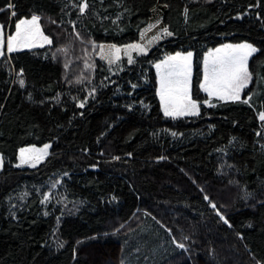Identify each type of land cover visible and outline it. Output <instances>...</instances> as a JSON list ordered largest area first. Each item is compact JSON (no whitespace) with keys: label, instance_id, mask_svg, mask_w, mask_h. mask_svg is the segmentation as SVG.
<instances>
[{"label":"trees","instance_id":"1","mask_svg":"<svg viewBox=\"0 0 264 264\" xmlns=\"http://www.w3.org/2000/svg\"><path fill=\"white\" fill-rule=\"evenodd\" d=\"M32 15L51 43L25 26L9 52ZM0 25V264H264V0H0ZM241 41L249 83L210 97L206 53ZM176 51L196 115L162 109Z\"/></svg>","mask_w":264,"mask_h":264},{"label":"snow or ice","instance_id":"2","mask_svg":"<svg viewBox=\"0 0 264 264\" xmlns=\"http://www.w3.org/2000/svg\"><path fill=\"white\" fill-rule=\"evenodd\" d=\"M87 5L81 6V12ZM12 7V5H9ZM13 15L15 13L13 12ZM39 17L32 15L31 19H20L16 24V34L8 37V51H15V44L25 40V35L28 29L25 26H34L35 31L30 35H40L47 43H51L47 36H43L39 29ZM165 34L171 35L165 28L163 29ZM25 46L30 47V43H26ZM115 48V45L111 46ZM103 49V46H101ZM126 49L137 50L143 52L145 49L139 44H130L126 46ZM118 52L119 49H116ZM257 52V49L249 43H240L236 45L226 44L221 48H217L214 52H209L205 58V83L201 85L209 95H219L221 99L239 100L240 90L244 88L247 82L251 79V74L248 69V58ZM2 54V53H0ZM192 53L189 52L184 56L177 53L175 56L167 57L163 62L166 68V75L161 79V89L159 92L161 103L165 116L177 117L185 114H198L197 104L191 100L188 95L187 79L190 74V61ZM118 58V57H117ZM111 62V61H110ZM129 63H132V57L129 55ZM161 65H157L160 68ZM172 77H183L182 80H177V87L172 88ZM23 83V81H21ZM247 103L248 101H244ZM83 107V103L80 105ZM260 119L264 121V113L260 114ZM175 135V133L173 134ZM45 150L48 145H45ZM30 151L29 149H20L21 163H26L24 159V153ZM46 154V151L45 153ZM118 159V158H117ZM163 159V157H161ZM39 162V158L37 159ZM205 199H208L206 196ZM215 208V204L212 205ZM221 219H224L221 216ZM227 223V221L225 220ZM184 247L183 244L179 245Z\"/></svg>","mask_w":264,"mask_h":264},{"label":"rangeland","instance_id":"3","mask_svg":"<svg viewBox=\"0 0 264 264\" xmlns=\"http://www.w3.org/2000/svg\"><path fill=\"white\" fill-rule=\"evenodd\" d=\"M4 42H5V36H4V33H3V29H2V27L0 25V53H2V51H3ZM240 43H249V44L253 45L252 43H250L248 41H241V42H235V43L227 42V43L218 45L217 47L209 50L206 53L205 58L209 54V52H214L215 49L221 48L223 45H226V44L236 45V44H240ZM189 52L192 53V51H185V52L176 51V52H173V53H169L164 58H162L161 60L157 61L154 64L155 70H156V73H157V76H158V96H159L160 101H161V98H160L159 92H160V89H161V79H162V77H164L166 75V68H165L163 62L166 60L167 57L175 56L177 53H180L181 56H184V55H186ZM192 57H193V54H192ZM192 57H191V61H190V65H191L190 74H189L188 79H187L188 95H189L190 98H191V96H190V85H191V76H192ZM205 58H204L203 80H202V84L201 85H203L205 83ZM249 58H248V60H249ZM158 64L161 65L160 68H157ZM182 79H183V77H172V83L170 84V87H172V88L177 87L178 85H177L176 81L177 80H182ZM249 81L247 82V84L249 83ZM242 89L240 90L239 96L241 95ZM202 90L209 95V93L207 91H205L203 87H202ZM210 97L221 99L219 95H211ZM191 100H193L197 104V108H198V105H199L198 102L195 101L192 98H191ZM222 100H228V99H222ZM161 105H162V103H161ZM162 109H163V107H162ZM185 115H192V114H185ZM45 145H48V148L46 150H45V147H44ZM49 147H50V143L49 142H46V143L40 144V145H38V144L24 145V146L20 147L19 150H18V158H17V162L16 163L18 165H28V166L36 165L38 163L37 162L38 158H39V161H40L41 159H43L46 156V154L49 151ZM22 148L30 150V151L24 153V159L27 161L26 163H21L20 149H22ZM45 151H46V154H44ZM2 163H3V159H2V154L0 152V168L2 167Z\"/></svg>","mask_w":264,"mask_h":264}]
</instances>
